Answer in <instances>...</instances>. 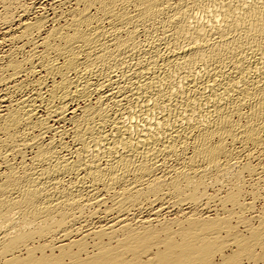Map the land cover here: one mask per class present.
<instances>
[{"label": "bare ground", "instance_id": "obj_1", "mask_svg": "<svg viewBox=\"0 0 264 264\" xmlns=\"http://www.w3.org/2000/svg\"><path fill=\"white\" fill-rule=\"evenodd\" d=\"M0 30V264H264V0H0Z\"/></svg>", "mask_w": 264, "mask_h": 264}, {"label": "rangeland", "instance_id": "obj_2", "mask_svg": "<svg viewBox=\"0 0 264 264\" xmlns=\"http://www.w3.org/2000/svg\"><path fill=\"white\" fill-rule=\"evenodd\" d=\"M1 33H2V31L0 30V36H1ZM259 210V211H258ZM262 210V211H261ZM253 211H254V213H258V212H260L261 211V213L262 212H264V192H262L261 193V196L260 197H258L255 201H254V209H253ZM248 213H250V212H245L244 214H248ZM237 227H238V229H242L243 227L242 226H240V225H237ZM244 229V228H243ZM242 229V230H243ZM248 261V260H247ZM245 259H243V264H247L248 262H247Z\"/></svg>", "mask_w": 264, "mask_h": 264}]
</instances>
